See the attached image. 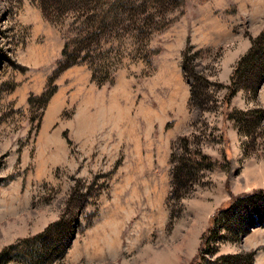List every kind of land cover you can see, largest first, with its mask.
Here are the masks:
<instances>
[{"label":"rangeland","instance_id":"obj_1","mask_svg":"<svg viewBox=\"0 0 264 264\" xmlns=\"http://www.w3.org/2000/svg\"><path fill=\"white\" fill-rule=\"evenodd\" d=\"M164 15L153 32L122 22L103 35L102 51L57 74L43 106L71 18L0 0V252L64 216L75 235L63 264H209L249 250L264 264L262 225L201 250L218 208L264 188V38L228 96L264 30V0H184ZM93 68L114 81L99 84ZM197 150L217 164L188 173Z\"/></svg>","mask_w":264,"mask_h":264},{"label":"trees","instance_id":"obj_2","mask_svg":"<svg viewBox=\"0 0 264 264\" xmlns=\"http://www.w3.org/2000/svg\"><path fill=\"white\" fill-rule=\"evenodd\" d=\"M43 13L47 19L55 23L69 21L66 39L62 48L57 67L49 77L45 89L38 95L43 106L56 92L58 84L55 82L57 74L68 66L86 60V55L102 51L103 35L110 30H118L122 22H126L124 29L140 28L143 32H153L169 24L164 14L170 9L184 3V0H39ZM139 24V25H137ZM264 30L254 39L249 50L239 59L229 85L228 96L234 95L243 87L242 79L260 54ZM187 50L184 51L186 55ZM99 74L101 68H93V79L99 84L106 81L113 82L114 75L107 68ZM240 75V79L236 78ZM243 76V77H242ZM238 79V80H237ZM259 84V82H258ZM258 84L249 85L257 91ZM186 167L192 173L191 167H213L217 163L201 150L195 151ZM179 173L181 171L178 166ZM176 174V177L179 176ZM179 180V179H178ZM245 211V212H244ZM220 214H223L221 216ZM238 222V226L227 227L222 222L226 216ZM235 224L234 222H232ZM264 226V188H257L251 192L234 194L226 206L216 210L211 224L202 236L201 250L205 254L214 255L219 241L241 239L253 227ZM228 231L225 234L224 230ZM72 224L64 216L50 222L40 233L27 237L20 242L6 246L0 252V264L16 261L19 264H63L64 256L72 242ZM255 252L249 250L244 253H222L207 259L209 264H254ZM207 258V257H206ZM205 258V259H206Z\"/></svg>","mask_w":264,"mask_h":264},{"label":"crops","instance_id":"obj_3","mask_svg":"<svg viewBox=\"0 0 264 264\" xmlns=\"http://www.w3.org/2000/svg\"><path fill=\"white\" fill-rule=\"evenodd\" d=\"M259 227H262V226H259ZM259 227H253V228L251 229L252 231L248 232L246 235L243 236V240L246 241V239H247L246 237H247L250 233H251V234L254 233L253 230H254L255 228H259ZM256 234H259V233H256ZM263 234H264V233H263ZM257 239H258V241H260V240H261V237L258 236ZM247 244H249V240H247ZM246 246H249V245H246Z\"/></svg>","mask_w":264,"mask_h":264}]
</instances>
